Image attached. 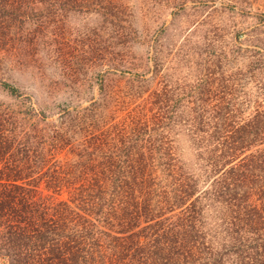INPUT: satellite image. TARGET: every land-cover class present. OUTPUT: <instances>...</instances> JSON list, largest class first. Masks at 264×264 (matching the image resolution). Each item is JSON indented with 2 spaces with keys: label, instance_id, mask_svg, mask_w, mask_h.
I'll return each mask as SVG.
<instances>
[{
  "label": "trees",
  "instance_id": "16d2710c",
  "mask_svg": "<svg viewBox=\"0 0 264 264\" xmlns=\"http://www.w3.org/2000/svg\"><path fill=\"white\" fill-rule=\"evenodd\" d=\"M69 12L118 22L125 11L117 0H0V66L17 49L61 44L45 33L67 31L62 15ZM152 97V109L145 110L152 118L125 108L116 123V116L88 107L68 131L50 129L49 137L26 130L0 105L3 264H264V100L244 118L228 113L226 98L210 114L218 121L213 129H191L201 140L210 131L198 152L207 173H220L202 191L199 176L185 170L170 145L161 138L145 145L147 136L168 129L154 108L168 107L171 122L175 101L165 89ZM58 149H67L66 156L58 158ZM147 152L160 156L147 158ZM207 193L226 204V241H216L204 220Z\"/></svg>",
  "mask_w": 264,
  "mask_h": 264
},
{
  "label": "rangeland",
  "instance_id": "374dc122",
  "mask_svg": "<svg viewBox=\"0 0 264 264\" xmlns=\"http://www.w3.org/2000/svg\"><path fill=\"white\" fill-rule=\"evenodd\" d=\"M117 4L125 11L118 22L96 12L65 13L67 31L45 33V39L56 36L55 42L61 44L8 54L0 66V82L14 85L19 93L14 96L0 85V105L27 125L26 130L34 128L49 137L50 129L68 131L75 114L88 107L101 108L109 119L116 116V123L125 116V108L152 118L145 110L152 109L153 94L165 89L175 99L172 121L164 112L168 107L154 108L156 116L166 117L168 129L147 136L144 143L152 148L161 138L185 170L199 176V189L207 190L216 181L213 174H220L212 173L217 169L207 173L204 153L198 152V145L209 143L210 131L201 140L191 129H213L218 121L210 114H218L226 98L231 101L228 113L244 118L256 102H263L264 0H117ZM198 114L204 118L198 120ZM66 151L54 153L63 158ZM158 156L146 153L147 158ZM201 205L215 240L224 241L225 202L207 193Z\"/></svg>",
  "mask_w": 264,
  "mask_h": 264
}]
</instances>
